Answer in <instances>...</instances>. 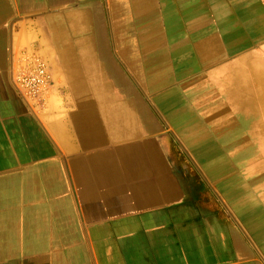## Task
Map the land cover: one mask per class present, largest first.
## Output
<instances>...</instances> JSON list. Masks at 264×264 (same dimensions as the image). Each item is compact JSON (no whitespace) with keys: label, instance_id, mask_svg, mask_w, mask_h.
<instances>
[{"label":"crops","instance_id":"obj_1","mask_svg":"<svg viewBox=\"0 0 264 264\" xmlns=\"http://www.w3.org/2000/svg\"><path fill=\"white\" fill-rule=\"evenodd\" d=\"M0 264H264V0H0Z\"/></svg>","mask_w":264,"mask_h":264},{"label":"built area","instance_id":"obj_2","mask_svg":"<svg viewBox=\"0 0 264 264\" xmlns=\"http://www.w3.org/2000/svg\"><path fill=\"white\" fill-rule=\"evenodd\" d=\"M13 80L20 96L34 110L45 105L46 97L53 86L48 62L33 47L22 53L13 65Z\"/></svg>","mask_w":264,"mask_h":264}]
</instances>
